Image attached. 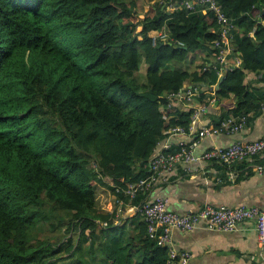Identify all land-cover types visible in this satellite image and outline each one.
Instances as JSON below:
<instances>
[{
    "label": "trees",
    "instance_id": "trees-1",
    "mask_svg": "<svg viewBox=\"0 0 264 264\" xmlns=\"http://www.w3.org/2000/svg\"><path fill=\"white\" fill-rule=\"evenodd\" d=\"M140 1L153 2L144 16ZM217 1L242 61L215 89L219 117L248 114L246 73L264 84V0ZM160 30L172 45L152 43ZM217 37L210 12L173 11L163 0H0V264H167L145 223L114 224L96 192L107 185L114 195L143 178L164 132L188 128L205 107L203 91L188 110L168 96L187 82L217 86L219 72L168 65L192 52L214 57ZM53 216L50 226H64L66 237L74 230L75 244L38 235Z\"/></svg>",
    "mask_w": 264,
    "mask_h": 264
},
{
    "label": "crops",
    "instance_id": "crops-1",
    "mask_svg": "<svg viewBox=\"0 0 264 264\" xmlns=\"http://www.w3.org/2000/svg\"><path fill=\"white\" fill-rule=\"evenodd\" d=\"M200 52L205 53L206 62L213 58L207 50ZM201 66L198 70H201ZM258 78L260 74L246 73L245 82L255 97L254 108L248 110L246 128L237 134L220 133L198 138L195 143L196 154L212 147L228 146L236 140L252 142L264 135L263 100H257L263 92L264 84ZM202 85L206 110L200 114V123L215 126L228 115L234 114L230 112L225 117H219V101L212 89L215 85L207 88H204L208 86L206 83ZM185 86H190V82ZM174 102L182 110L190 108V101ZM195 136L176 135L171 140L175 144L180 141L191 143ZM258 169L263 171L259 172ZM110 188L105 185L97 189L98 210L110 214L112 220L122 218V225L129 221L130 227L136 228L137 223L142 222L140 215L124 214L126 206L116 203ZM154 195L166 198L167 209L178 213L197 211L207 203L230 208L257 206L264 210V154L232 164L207 161L177 164L168 173V182L155 187L149 197ZM172 245L179 251L188 250L191 253L190 264H264V245L259 244L255 224L250 220L239 223L232 231L210 229L205 222L191 231L174 230Z\"/></svg>",
    "mask_w": 264,
    "mask_h": 264
},
{
    "label": "built area",
    "instance_id": "built-area-1",
    "mask_svg": "<svg viewBox=\"0 0 264 264\" xmlns=\"http://www.w3.org/2000/svg\"><path fill=\"white\" fill-rule=\"evenodd\" d=\"M163 2L173 11L181 9L201 10L203 14L210 12L215 17L218 37L212 45L216 49V53L213 57L214 60L206 62L208 65L203 67V70L212 67L221 76L241 64L240 58L234 53L232 47L235 24L217 0H163ZM150 37L154 45L159 41H172L163 30L152 31ZM178 44L182 45L181 43ZM212 89L215 90V86ZM200 92V85H184L179 91L170 93L168 98L170 100H187L191 102L192 96ZM262 109L264 110V97ZM205 110L206 107L194 110L188 128L176 126L164 132L166 136L154 150L149 161L148 173L143 178L131 182L125 188L115 186L114 198L119 206H126L124 214L140 215L146 225L148 238L167 248V264H190L191 253L188 250L179 251L172 245V232L174 230L191 231L203 222L210 229L232 231L239 223L250 220L255 224L259 244L264 245V210L257 206L230 208L207 203L197 211L190 210L185 213H178L167 209L166 198L160 195L149 197L155 187L168 182V173L177 164L197 161L232 164L244 162L254 156L264 154V135L252 142L236 140L228 146L212 147L199 155L196 154L195 143L198 138L220 133H240L246 128L249 119V114H230L217 125L207 126L199 122L200 114ZM176 135H196V138L191 143L180 141L176 143V150H170L174 144L171 138ZM93 166L95 167L96 164L94 163ZM258 171L262 172L263 170L258 169ZM141 196L142 198L138 203L134 204L133 201ZM103 224L106 225L107 223L104 222ZM73 233L74 230L66 239Z\"/></svg>",
    "mask_w": 264,
    "mask_h": 264
},
{
    "label": "rangeland",
    "instance_id": "rangeland-1",
    "mask_svg": "<svg viewBox=\"0 0 264 264\" xmlns=\"http://www.w3.org/2000/svg\"><path fill=\"white\" fill-rule=\"evenodd\" d=\"M140 3H141V8L138 9V12H139L140 16H144L148 12L149 6L153 2H150L149 4H145L144 1H140ZM204 54H203V52L189 53L185 60H183V61H172V63H170L168 65V67L170 69L176 68V69H179L182 71H189V72L196 71V70L200 69L201 65H204L206 63V61L204 60ZM213 60H214V58H211L210 61H213ZM144 68L146 69L145 64H144ZM138 76L140 79L142 78V81H144V73H142V71L139 72ZM214 92H215V90H214ZM88 162H89V167L93 169L94 168L93 163L97 162V161L95 160V158H93V156H89ZM97 189L99 190L100 187H98ZM112 221H113V223L115 222L119 226H123L122 225L123 219L120 217H117L116 221L115 220H112ZM52 223H55V217L54 216L51 217L46 222H44L43 224H41V222L38 223L37 232L41 238L48 240V241H51V242H54V243H57V244L59 243L60 245H64V248L66 247L65 245L76 243L77 239L79 238V236L77 235L76 232H74L69 239L65 240L66 235L68 233V229H66L64 226H59L58 223L55 226H50V224H52ZM124 226L126 228H129L130 222L125 221ZM38 228H39V230H38ZM62 242H64V243H62Z\"/></svg>",
    "mask_w": 264,
    "mask_h": 264
},
{
    "label": "water",
    "instance_id": "water-1",
    "mask_svg": "<svg viewBox=\"0 0 264 264\" xmlns=\"http://www.w3.org/2000/svg\"><path fill=\"white\" fill-rule=\"evenodd\" d=\"M167 44L172 45V42H167ZM180 47H182V46H180ZM183 48H185V47H183ZM224 77H225V75L220 76L219 83L216 86L217 88L219 87V84L223 81Z\"/></svg>",
    "mask_w": 264,
    "mask_h": 264
}]
</instances>
